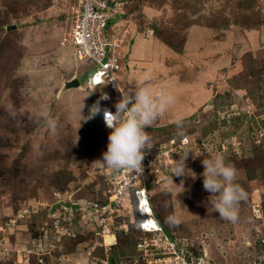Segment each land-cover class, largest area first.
Wrapping results in <instances>:
<instances>
[{
  "label": "rangeland",
  "instance_id": "1",
  "mask_svg": "<svg viewBox=\"0 0 264 264\" xmlns=\"http://www.w3.org/2000/svg\"><path fill=\"white\" fill-rule=\"evenodd\" d=\"M110 1L112 32L124 38L120 83L128 89L147 76L154 93L166 88L174 97L145 129L152 154L170 140L173 148L167 175H152L155 217L171 238L201 245L216 264H264V0ZM69 5L0 0V264H145L130 222L137 221L134 198L103 220L63 208L108 199L107 166L97 154L112 131L102 127L98 138L85 77L82 88H62L88 66L67 40ZM185 148L193 151L185 163L195 177L172 175ZM210 152L235 167L247 193L235 223L214 211L203 187ZM64 217L60 233L53 223ZM102 233L114 234V243L103 245Z\"/></svg>",
  "mask_w": 264,
  "mask_h": 264
},
{
  "label": "built area",
  "instance_id": "2",
  "mask_svg": "<svg viewBox=\"0 0 264 264\" xmlns=\"http://www.w3.org/2000/svg\"><path fill=\"white\" fill-rule=\"evenodd\" d=\"M69 2V15L73 22L67 40L74 45L75 57L92 68L88 72L83 88L99 95L102 104L100 117L104 128L111 131L104 120V109L115 113V105L122 99L119 87L127 90L120 83L118 75L123 57L124 38L111 32L110 25L116 10L109 4L110 0H69ZM65 42L66 40L62 41L63 44ZM104 94L109 98L102 99ZM179 141L185 143V136L180 137ZM171 142L170 140L169 144H163L153 154L148 149L145 150L141 171L112 170L107 167L105 171L107 186L104 192L108 198L106 201L85 198L79 202V205L64 201L63 208L69 215L74 211L81 216L93 214L94 217L103 220L105 217L112 218L116 212L126 208L134 198L137 200L138 214L142 217L136 247L145 264H216L201 245L193 242L184 246L171 238L153 214L148 189L149 177L154 179L152 175L155 174L167 175L166 170L171 162L168 161L167 156L173 151V148H170ZM103 152L104 149L101 147L97 155L101 157ZM67 219L70 220L67 221L69 224L71 219L69 216ZM65 221V217L63 223L56 218L53 223L55 229L64 232ZM120 229L127 231V224L120 225ZM99 235L103 245L110 246L114 243V234H109L113 236L112 243L106 241L105 237L108 236L106 233Z\"/></svg>",
  "mask_w": 264,
  "mask_h": 264
},
{
  "label": "clouds",
  "instance_id": "3",
  "mask_svg": "<svg viewBox=\"0 0 264 264\" xmlns=\"http://www.w3.org/2000/svg\"><path fill=\"white\" fill-rule=\"evenodd\" d=\"M130 83L131 87L127 90H122L118 86L122 93V99L116 103L115 113L109 109H104L103 113L106 126L112 131L108 137L107 151L103 153L101 161L112 170H142L145 150L151 149L153 146L151 137L145 129L153 127L157 119L174 100L173 95L166 88L154 93L147 76L137 78L134 83ZM80 87L82 88L81 85ZM101 98L108 99L109 97L104 94ZM101 110L98 101L92 106L88 118L101 113ZM99 120L104 128L100 115ZM174 123L177 134L182 137L184 135L183 117L178 116ZM49 126L53 130L55 129L54 122L49 121ZM190 151H192L190 148L182 150L183 154H180V159L175 160L172 166V175L183 176L187 174L195 177L185 163ZM202 164L204 166V171L201 174L204 178L203 187L206 191L212 193L210 203H213L214 211L219 212L222 219L235 223L238 219L240 204L247 198V193L236 183L237 171L235 167L227 163L223 155L211 152L209 157L202 161ZM212 197H215L214 201L211 199ZM134 200L137 211L135 228L139 232V223L142 217L138 214L137 200ZM150 202L152 203L151 193ZM156 220L158 221L157 218Z\"/></svg>",
  "mask_w": 264,
  "mask_h": 264
},
{
  "label": "trees",
  "instance_id": "4",
  "mask_svg": "<svg viewBox=\"0 0 264 264\" xmlns=\"http://www.w3.org/2000/svg\"><path fill=\"white\" fill-rule=\"evenodd\" d=\"M109 4L110 5H112V2L110 1L109 2ZM113 6V5H112ZM151 29H152V32H154L156 35H158L159 37H160V32L157 30V28L155 27V26H151ZM165 43L167 44V45H169L171 48H173V49H176V47H175V45L173 44V42H171V41H169V40H165ZM92 68L90 67V66H87V67H85V69L84 70H86V72L84 71V72H82L80 75H78V76H82V77H85V79H86V77H87V75H88V72H89V70H91ZM15 80V79H14ZM93 100H94V103L96 104L98 101H99V104H100V108L102 109V106H101V103H100V100H99V95L98 94H96V93H94L93 94ZM96 116V118H95V125H96V128H97V132H98V138H100V136H101V134H100V132H102V124H101V122H100V120H99V113L97 114V115H95ZM97 142H98V140H97ZM96 142V143H97ZM95 143V144H96ZM107 151V150H106ZM233 161H236V159H234ZM254 178V175L251 173L250 174V176H249V179L250 180H252ZM149 186V189H151L153 186H154V180L152 179V177H149V184H148ZM155 200H156V198H154V196L153 197H151V201H152V205H153V203L155 202ZM134 209H135V214H136V217H137V211H136V207H135V202H134V207H133ZM154 208V207H153ZM156 211H157V209H156ZM156 217H158V219H160V221L162 220V217L160 216V214L159 213H157L156 212ZM132 224H133V227H132V231H137V229L135 228V226H134V224H135V222L134 221H130ZM130 223V224H131ZM134 250V249H133ZM131 252V251H130ZM129 252V253H130ZM134 255H136V253L134 254Z\"/></svg>",
  "mask_w": 264,
  "mask_h": 264
},
{
  "label": "water",
  "instance_id": "5",
  "mask_svg": "<svg viewBox=\"0 0 264 264\" xmlns=\"http://www.w3.org/2000/svg\"><path fill=\"white\" fill-rule=\"evenodd\" d=\"M15 25L11 24L6 27L7 30L14 29ZM81 82L77 76H73L69 79H65L62 85L63 89L77 88L80 87Z\"/></svg>",
  "mask_w": 264,
  "mask_h": 264
},
{
  "label": "bare ground",
  "instance_id": "6",
  "mask_svg": "<svg viewBox=\"0 0 264 264\" xmlns=\"http://www.w3.org/2000/svg\"><path fill=\"white\" fill-rule=\"evenodd\" d=\"M105 238H106V241H107L108 243H112V241H113V236L108 235V236H106Z\"/></svg>",
  "mask_w": 264,
  "mask_h": 264
},
{
  "label": "crops",
  "instance_id": "7",
  "mask_svg": "<svg viewBox=\"0 0 264 264\" xmlns=\"http://www.w3.org/2000/svg\"><path fill=\"white\" fill-rule=\"evenodd\" d=\"M115 15H117V14H115ZM115 15H114L113 17H116ZM117 17L119 18L120 16H117ZM117 24L120 25V20L118 21ZM114 25H115V24H113V26L111 25V32H112V28H114ZM78 77H79V76H78Z\"/></svg>",
  "mask_w": 264,
  "mask_h": 264
}]
</instances>
